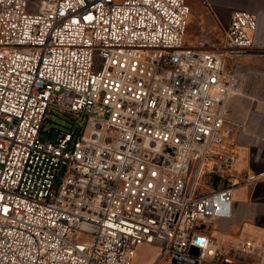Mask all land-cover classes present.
<instances>
[{"label": "built area", "instance_id": "2783aa9c", "mask_svg": "<svg viewBox=\"0 0 264 264\" xmlns=\"http://www.w3.org/2000/svg\"><path fill=\"white\" fill-rule=\"evenodd\" d=\"M28 6L0 0V264H133L140 243L170 264H263L264 243L226 246L214 221L232 215L238 157L224 102L264 12L232 9L197 49L186 0ZM54 111L82 124L53 138Z\"/></svg>", "mask_w": 264, "mask_h": 264}, {"label": "crops", "instance_id": "0c3cea01", "mask_svg": "<svg viewBox=\"0 0 264 264\" xmlns=\"http://www.w3.org/2000/svg\"><path fill=\"white\" fill-rule=\"evenodd\" d=\"M211 6L216 16L219 12L223 15L225 25L234 8L264 12V0H211ZM256 38L259 45L255 53L239 59L248 60L246 66L250 68L261 65L260 68L264 69L262 17ZM224 107L227 118L238 123L234 133L238 157L232 171L235 182L232 215L216 219L214 225L226 246H234L243 239L261 245L264 243V177L248 182L246 176L264 169V72L244 73L238 89L227 95Z\"/></svg>", "mask_w": 264, "mask_h": 264}, {"label": "rangeland", "instance_id": "374dc122", "mask_svg": "<svg viewBox=\"0 0 264 264\" xmlns=\"http://www.w3.org/2000/svg\"><path fill=\"white\" fill-rule=\"evenodd\" d=\"M191 7V11L188 17V25L184 35L185 46L193 47L197 49H208L210 46L208 44L220 43L224 40L225 31V19L223 15L219 12L216 16L215 9L212 6H205L202 0H186ZM41 0H29L28 11L37 12L40 6ZM194 42H197L194 46ZM192 44V45H191ZM238 62H243L245 71L250 72H264L263 68L258 67L250 68L248 60H243ZM237 61L229 60L225 66V72L230 73L235 67ZM48 120L45 123V129H53L52 137L54 138L56 134L55 128L60 125H70L73 121L74 126L82 124L81 118L73 112L66 111H54L53 113H48ZM76 120H73L75 119ZM49 137V132H44V138ZM133 264H170L169 260L164 257L162 252L158 250L157 247L148 244L140 243L137 246L136 255L133 259Z\"/></svg>", "mask_w": 264, "mask_h": 264}, {"label": "water", "instance_id": "95a60500", "mask_svg": "<svg viewBox=\"0 0 264 264\" xmlns=\"http://www.w3.org/2000/svg\"><path fill=\"white\" fill-rule=\"evenodd\" d=\"M200 240H201V239L199 238L198 241H200ZM195 253H197V252H195Z\"/></svg>", "mask_w": 264, "mask_h": 264}, {"label": "bare ground", "instance_id": "6f19581e", "mask_svg": "<svg viewBox=\"0 0 264 264\" xmlns=\"http://www.w3.org/2000/svg\"><path fill=\"white\" fill-rule=\"evenodd\" d=\"M262 18H263V20H264V15H263V17H262Z\"/></svg>", "mask_w": 264, "mask_h": 264}]
</instances>
